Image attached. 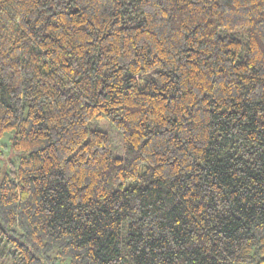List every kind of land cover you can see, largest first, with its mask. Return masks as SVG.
<instances>
[{
    "label": "trees",
    "instance_id": "obj_1",
    "mask_svg": "<svg viewBox=\"0 0 264 264\" xmlns=\"http://www.w3.org/2000/svg\"><path fill=\"white\" fill-rule=\"evenodd\" d=\"M6 135L13 264H264V0H0Z\"/></svg>",
    "mask_w": 264,
    "mask_h": 264
},
{
    "label": "rangeland",
    "instance_id": "obj_2",
    "mask_svg": "<svg viewBox=\"0 0 264 264\" xmlns=\"http://www.w3.org/2000/svg\"><path fill=\"white\" fill-rule=\"evenodd\" d=\"M87 128L91 130H101L103 132H106L111 140V146L114 156L118 158L124 157L122 138L107 119L105 118L94 119L87 124ZM8 138L9 136L6 135L0 141V152H3L4 154L3 157L6 162H7V158L5 153L7 152V150L4 147L8 145V141H7ZM0 264H13L11 258V248L3 243H0Z\"/></svg>",
    "mask_w": 264,
    "mask_h": 264
}]
</instances>
